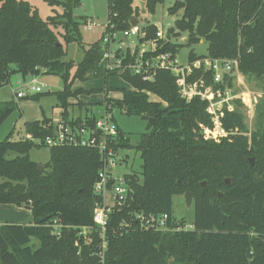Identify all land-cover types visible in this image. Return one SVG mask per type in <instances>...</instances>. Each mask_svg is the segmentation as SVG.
I'll use <instances>...</instances> for the list:
<instances>
[{"label":"trees","instance_id":"16d2710c","mask_svg":"<svg viewBox=\"0 0 264 264\" xmlns=\"http://www.w3.org/2000/svg\"><path fill=\"white\" fill-rule=\"evenodd\" d=\"M44 1L62 8L60 20L51 16L42 21L27 0H0V88L15 73L23 78L58 76L63 89L54 94L64 109L62 119L69 121L66 100L72 95V82L92 77H103L107 82L114 74L104 73L99 66L100 41L84 51L76 66L64 61V45L81 44L79 27L87 18L80 22L73 16L80 0ZM141 1L151 14L163 2ZM180 10L181 18L170 29L161 51L177 55L182 44L173 43L171 38L181 34L186 35V45L203 40L207 55L190 53L188 62L236 59L246 81L259 82L264 92V0H178L169 13ZM137 15L133 0H107V18L116 28L128 29ZM58 28L64 45L59 42ZM145 30L151 37L156 28L148 24ZM202 74L194 70L186 80L194 82L203 77L215 89L211 73ZM122 79L132 90L122 89L120 100L105 98L104 110L117 108L127 116H146L153 124H148L149 131L134 146L116 127L114 149L137 151L141 173L139 178L125 176L129 197L125 209L109 216L103 264H264V98L256 107V124L250 134L239 110H224L220 126L226 136L216 142L200 134L199 125L212 128L205 112L207 102L181 99L170 71L158 70L153 81L130 74ZM225 86H232L231 77L225 78L222 88ZM149 95L158 100L150 101ZM234 104L241 105L239 101ZM12 105L0 103V126L13 112ZM95 121L92 115L76 119L87 126ZM53 128L46 120L42 124L27 122L24 133L43 140ZM12 136L13 132L0 141V205L26 208L31 217L25 225H0V264H100L91 255L96 251L97 237L91 234L93 242L86 246L77 236L81 227L92 225L93 208L100 202L93 193L101 166L98 153L69 146L51 148L49 162L39 171L29 153L43 146L24 136ZM226 179L230 180L228 185ZM186 192L193 194L192 229L166 233L117 231L132 211L166 214L169 224L183 225L172 214V199ZM53 222L61 225L60 236L53 234ZM33 239L39 243L37 248L32 247Z\"/></svg>","mask_w":264,"mask_h":264},{"label":"built area","instance_id":"2783aa9c","mask_svg":"<svg viewBox=\"0 0 264 264\" xmlns=\"http://www.w3.org/2000/svg\"><path fill=\"white\" fill-rule=\"evenodd\" d=\"M137 21V18H136ZM138 24V22H137ZM136 24V26H137ZM130 26L128 29L120 30L106 18L103 24H98L87 18L83 28L93 31L95 28L101 30L100 47L101 57L99 66L106 74L123 77L125 74L139 76L143 81H153L158 70L170 71L176 78L175 84L181 99L190 102L193 98H199L207 102L205 112L210 116L212 128L199 125L200 134L205 140L218 141L226 136L224 129L220 126V117L223 111L233 112V100L239 96L233 94L234 81L244 87V78L238 71L236 59H210L203 58L188 64H181L177 55L170 52L161 51L168 39L161 27H156L155 33L147 37L146 26L141 28ZM194 70L211 73L212 83L216 86L207 85L203 77L194 82H187L186 78ZM31 81L27 87L34 94H41L42 87L35 86L36 76H29ZM226 77H231L232 86L222 88ZM25 94L17 92L16 99H22ZM245 102L244 99H242ZM248 116L253 118V106L245 103ZM24 137L48 149L56 147H77L95 150L101 159V166L93 185V193L100 198L92 212V225L81 227L77 233L83 245H90L93 242L91 234L98 239L96 251L91 255L98 258V262L103 264L105 251L107 249V228L109 216L114 212L125 209L129 197V185L125 179L126 175H114L117 167L118 152L114 149L118 139L117 128L113 123L111 112H106L96 118L93 126H87L85 122L77 123L76 120L58 121L53 132L43 140L34 139L30 134ZM127 219L119 224L118 232L123 234L129 229H137L143 232L166 233L187 230L178 222L169 224V217L166 214H146L142 211H132L127 213ZM53 234L60 236L62 228L58 222H53ZM192 229V228H191ZM190 230V229H189ZM77 245V242L75 243ZM80 254V247L77 255Z\"/></svg>","mask_w":264,"mask_h":264},{"label":"rangeland","instance_id":"374dc122","mask_svg":"<svg viewBox=\"0 0 264 264\" xmlns=\"http://www.w3.org/2000/svg\"><path fill=\"white\" fill-rule=\"evenodd\" d=\"M178 0H163L162 3L157 4L154 13H149L143 1L133 0V6L138 10L137 28H141L148 24L161 27L163 32L166 33V38L171 33L170 29L174 27L176 20L181 18L182 11H178L175 14H170L169 9ZM30 6L38 12V15L42 21H45L48 17H54L56 20H60V14L62 13L61 7H51L44 0H27ZM80 4L73 10V16L75 19L82 22L85 18H92L93 21L99 25L103 24L107 18V0H80ZM59 31V42L64 45L61 38V28ZM80 33V45L77 42H71L68 45H64L66 50V56L64 61H71L75 66L83 59L84 51L91 45L100 41L101 30L95 28L93 31H87L83 28V24L79 27ZM173 43L182 44L177 52V59L181 64H188V57L190 53H193L197 57L207 55V43L200 41L198 43L186 45V35L181 34L177 38H171ZM75 68V67H74ZM74 68L70 71L74 72ZM114 77V76H113ZM244 78V76H243ZM113 79V78H112ZM116 83L115 88H109V96L106 94V82L103 77L89 78L84 81L74 80L70 86V93L72 94L67 98L66 102L70 104L68 106V113L71 117L73 114L84 116L86 109L93 108L95 117L99 118L105 113L104 101L105 98L117 99L111 95L119 97L121 90H132L130 85L126 83L121 77L115 76ZM31 81L30 77L23 78L20 74H12L9 83L0 88V103L12 102L13 112L0 126V141H3L11 132H13V138L20 139L25 135L24 124L26 122H32L40 120L42 118L59 120L61 118L64 109L61 108V102L58 100L55 92H60L63 89V82L60 77L55 75H39L35 78L37 84L35 86L43 85L41 95L37 98H32L35 95L30 91L29 85ZM111 82V81H110ZM244 87H241L234 81L233 94L239 96L238 99L233 100L234 110H239L244 118V123L247 127V134H250L256 124V107L261 99L264 98V92L261 90L262 84L257 81L247 82L244 78ZM113 84V83H111ZM120 89V90H119ZM17 92H22L25 97L22 99H16L14 95ZM75 92V93H74ZM152 102L158 99L153 96H148ZM245 100V102L242 101ZM235 101L240 102V106L234 104ZM245 103H251L253 106V118L248 116L247 107ZM90 115V113H88ZM113 116V123L122 133L125 138L129 139L130 145L134 146L138 143L140 136L147 133L148 123L143 121L138 116H127L117 108H113L111 111ZM30 159L36 164L43 166L49 162V149L46 147L39 149H32L29 153ZM141 173V160L140 154L134 149L119 150L117 167L114 169L113 174L118 176L134 175L139 178ZM172 214L176 220H182L185 229L192 228V221L194 211L192 205L190 208H186L184 204L183 196L173 197L172 199ZM31 217V216H30ZM32 247L37 248L39 243L35 239L32 240Z\"/></svg>","mask_w":264,"mask_h":264},{"label":"crops","instance_id":"0c3cea01","mask_svg":"<svg viewBox=\"0 0 264 264\" xmlns=\"http://www.w3.org/2000/svg\"><path fill=\"white\" fill-rule=\"evenodd\" d=\"M92 19V18H90ZM113 78V79H112ZM115 79V76L113 77H110L107 82H106V87L108 88H115L114 87V83H116V81L114 80ZM111 81V82H110ZM113 83V84H111ZM120 90V89H119ZM125 90V89H124ZM110 93H113V92H109L108 90L106 91V94L105 96H109ZM121 94V93H120ZM112 97L114 98H117V99H111V100H120L122 98V94L117 97L115 95H111ZM15 97V95H14ZM109 99V98H108ZM70 105V104H69ZM71 106V105H70ZM90 113V115L88 114ZM93 116L95 117L94 113H93V108H90V109H86V113L84 114V116H81L80 115V111L78 113V115H72L71 117L69 116V113H68V116L66 118V120H76V119H81L83 120L85 116ZM97 118V117H95ZM43 120H46L49 122V124L54 127L55 124L62 120V117L59 118V120H52V119H47V118H42L40 120H36L38 121L40 124H42V121ZM32 122H35V121H32ZM27 123V122H26ZM30 216H31V212L30 210L26 209V208H21V207H16L15 205H0V225L1 224H16V225H25L27 223H29L30 221Z\"/></svg>","mask_w":264,"mask_h":264},{"label":"water","instance_id":"95a60500","mask_svg":"<svg viewBox=\"0 0 264 264\" xmlns=\"http://www.w3.org/2000/svg\"><path fill=\"white\" fill-rule=\"evenodd\" d=\"M136 24H137L136 19H133V20L130 22V26H132V27H135ZM186 42H187V40L184 41V43H186ZM141 119H142L143 121H146L149 125H152V124H153V120H152V119H149V118L146 117V116H142ZM249 161H250V164H252V163H253V158H250ZM37 167H38V170H39V171L42 170V166H41V165H38ZM229 182H230L229 179H226V180H225V184H226V185H228ZM202 186H205V182L202 183ZM220 196H221V194H219V197H220ZM183 199H184V204H185L186 208H190L191 205H192L193 194L190 193V192H186V193L183 195Z\"/></svg>","mask_w":264,"mask_h":264}]
</instances>
